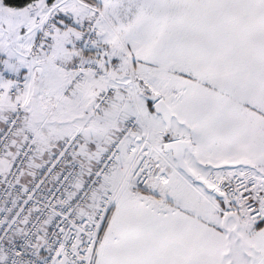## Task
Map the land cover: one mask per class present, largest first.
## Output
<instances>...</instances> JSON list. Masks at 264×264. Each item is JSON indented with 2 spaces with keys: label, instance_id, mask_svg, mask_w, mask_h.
I'll use <instances>...</instances> for the list:
<instances>
[{
  "label": "snow or ice",
  "instance_id": "obj_1",
  "mask_svg": "<svg viewBox=\"0 0 264 264\" xmlns=\"http://www.w3.org/2000/svg\"><path fill=\"white\" fill-rule=\"evenodd\" d=\"M0 264H264V0H0Z\"/></svg>",
  "mask_w": 264,
  "mask_h": 264
}]
</instances>
